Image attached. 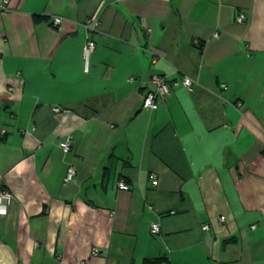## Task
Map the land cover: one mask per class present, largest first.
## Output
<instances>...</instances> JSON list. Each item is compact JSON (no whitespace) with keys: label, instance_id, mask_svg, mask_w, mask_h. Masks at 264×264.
Wrapping results in <instances>:
<instances>
[{"label":"crops","instance_id":"0c3cea01","mask_svg":"<svg viewBox=\"0 0 264 264\" xmlns=\"http://www.w3.org/2000/svg\"><path fill=\"white\" fill-rule=\"evenodd\" d=\"M2 191L0 264H264V0H10Z\"/></svg>","mask_w":264,"mask_h":264},{"label":"built area","instance_id":"2783aa9c","mask_svg":"<svg viewBox=\"0 0 264 264\" xmlns=\"http://www.w3.org/2000/svg\"><path fill=\"white\" fill-rule=\"evenodd\" d=\"M10 0H0V11H4L7 9ZM246 21V15L241 14L237 18L238 23H244ZM62 23V19L59 17L54 18V24L56 26H60ZM87 27H91L96 30L97 24L92 25L91 20L86 22ZM218 35L215 34V37ZM97 45L92 39H87L84 49H83V58L85 62V71L89 72L90 64L92 56L96 51ZM152 83L155 85V90L148 93L144 99L143 108L149 111H156L159 106L165 103L168 98L172 95V87H176L182 85L186 90L190 93L193 92V80L187 76H184L181 81H170L168 76L154 74L152 76ZM54 111L59 112V108H55ZM72 138H68L59 144L60 149L64 153L70 152L72 148ZM76 175V170L73 166H70L67 175L65 178V182L68 183L73 180ZM121 189H128L129 187L125 184L124 181H121L119 184ZM12 195L8 191H2L0 194V216H6L8 214V207L12 203ZM221 223L225 222V219H220ZM254 228V227H253ZM161 230V226L158 223H154L151 226L152 234H159ZM204 231H209L210 226H203ZM97 253V250H95Z\"/></svg>","mask_w":264,"mask_h":264},{"label":"trees","instance_id":"16d2710c","mask_svg":"<svg viewBox=\"0 0 264 264\" xmlns=\"http://www.w3.org/2000/svg\"><path fill=\"white\" fill-rule=\"evenodd\" d=\"M145 264H163V259L146 261Z\"/></svg>","mask_w":264,"mask_h":264}]
</instances>
